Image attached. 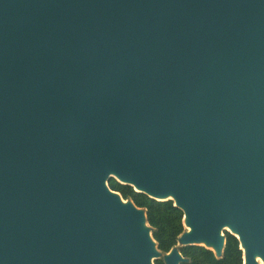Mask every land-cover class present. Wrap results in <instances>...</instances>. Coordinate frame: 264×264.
<instances>
[{"label": "water", "instance_id": "obj_1", "mask_svg": "<svg viewBox=\"0 0 264 264\" xmlns=\"http://www.w3.org/2000/svg\"><path fill=\"white\" fill-rule=\"evenodd\" d=\"M112 179L182 210L176 246ZM226 232L261 264L264 0H0V264H183Z\"/></svg>", "mask_w": 264, "mask_h": 264}, {"label": "trees", "instance_id": "obj_2", "mask_svg": "<svg viewBox=\"0 0 264 264\" xmlns=\"http://www.w3.org/2000/svg\"><path fill=\"white\" fill-rule=\"evenodd\" d=\"M110 187L121 193L124 199L131 198L139 207L147 210L150 225L154 228L153 236L164 252H169L177 245L180 234L185 230L183 225V212L174 206L173 201H156L143 193H138L132 186L124 185L116 180L110 181ZM227 243L221 258H217L213 251L203 246H184L181 252L190 259L183 264H242L243 252L238 239L226 232ZM164 264L163 260L155 261Z\"/></svg>", "mask_w": 264, "mask_h": 264}, {"label": "bare ground", "instance_id": "obj_3", "mask_svg": "<svg viewBox=\"0 0 264 264\" xmlns=\"http://www.w3.org/2000/svg\"><path fill=\"white\" fill-rule=\"evenodd\" d=\"M171 197H173V196H168V197H166V198H171ZM227 229H228V227H226ZM210 247H212V246H210ZM257 259H258V261L261 263V264H264V260L260 257V256H257Z\"/></svg>", "mask_w": 264, "mask_h": 264}]
</instances>
